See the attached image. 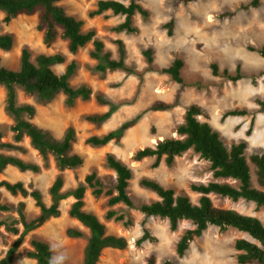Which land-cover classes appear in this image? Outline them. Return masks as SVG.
Returning a JSON list of instances; mask_svg holds the SVG:
<instances>
[{"label": "rangeland", "instance_id": "obj_1", "mask_svg": "<svg viewBox=\"0 0 264 264\" xmlns=\"http://www.w3.org/2000/svg\"><path fill=\"white\" fill-rule=\"evenodd\" d=\"M99 0H61L58 5L65 13L83 21L82 32L93 30L95 37L103 42L104 50L110 52L112 59H118L115 40H122L125 47L126 66L133 73L124 71L106 72L100 76L92 72L96 61L89 56L91 43L79 49L76 54L67 50V42L58 37L50 45L43 42L44 30L40 27L37 14L20 15L9 24L2 25L0 34L13 38L9 51H0V65L10 70H17L22 49H27L31 61L40 55L59 54L64 57L62 64H55L52 70L61 75L66 66L75 62L77 69L70 84L77 87L88 85L92 96L88 101H76L72 107L65 105V96L58 94L47 103L39 102L34 96L24 94L17 88L18 103L35 107L36 114L31 121L60 140L68 127L75 131V141L71 153L83 158V164L74 169L60 171L52 155L44 164L41 156L29 145V139L23 137L17 145L23 150L0 148V154L17 157L25 162L36 163L41 167L39 173L20 172L7 166L0 174V182H21L28 190L36 189L41 193L46 206L51 204L49 188L56 177L63 180L62 192H67L81 184L86 175L95 173L107 186L114 179V174L105 166V156L114 155L132 170L128 194L133 208L118 204L109 208L107 198H94L89 189L84 196L86 212L94 214L105 226L106 233L126 240L124 249L105 248L97 264H146L150 256L156 264L170 260L173 264H237L233 245L236 239L248 238L246 234L233 228L222 231L209 226L201 237L190 242L182 257L176 254V243L182 234L192 229L188 221H181L175 232L169 229L167 219L146 217L139 206L156 201L155 193L139 186L141 179L157 181L176 195L186 194L193 203L198 195L191 192V183H207L212 180L208 163L199 159L192 152L176 157L171 166L163 161L154 167V158L135 161L136 151L154 146L157 141L178 138L176 127L183 123L184 114L190 105L199 106L204 114L199 117L216 130L224 145L229 148L240 141L247 143L245 156L255 183L254 167L249 162L252 154L264 153V110L257 101L264 102V58L249 48L259 49L264 46V0H259L256 8L240 9L251 0H196L183 4L181 0H140V5L148 12L147 18L136 14L132 25L137 32L129 34L116 32L114 28L123 22V16H115L110 11L89 17L96 9ZM225 12L232 16L222 17ZM3 13L0 12V21ZM173 21L171 36L167 35L165 25ZM152 50L153 61L148 64L143 52ZM175 59L183 62L180 75L183 84L174 82L161 69L167 68ZM215 64L218 74L223 70L235 75L237 68L241 78L232 82L224 77L213 76L210 66ZM100 95L116 106L108 121L96 127L85 120L90 114H100L108 106H100L95 96ZM155 103L169 106L165 110L152 111ZM243 111V116H228L231 111ZM120 142L108 143L103 147H91L85 143L91 136H103L117 129L122 123L134 120ZM14 121L5 112V89L0 86V133L2 142L12 143L10 131ZM215 207L231 209L236 212L258 218L264 223V209L257 208L252 202L210 195ZM73 198L60 202L58 217H51L39 228L29 232L15 253L12 264H37L27 253L32 250V240L43 241L51 249L52 257L62 264H82L83 253L89 238V230L68 212ZM0 204L8 211L0 213V259L4 257L22 231L19 211L30 222L39 215V209L29 196L12 195L0 186ZM23 204L20 208L19 205ZM20 209V210H19ZM115 210L117 216L123 215L122 221L105 218L106 212ZM6 226L18 229L14 234ZM67 230L81 233L73 238ZM147 235L145 240L143 236ZM64 256L60 261L57 258Z\"/></svg>", "mask_w": 264, "mask_h": 264}, {"label": "trees", "instance_id": "obj_2", "mask_svg": "<svg viewBox=\"0 0 264 264\" xmlns=\"http://www.w3.org/2000/svg\"><path fill=\"white\" fill-rule=\"evenodd\" d=\"M60 1L0 0V12L3 13L0 31L3 24H9L20 15L37 14L39 25L44 30L43 42L46 46H50L57 39V29L59 28L61 30L60 38L67 42V50L71 54H76L79 49L91 43L92 50L89 56L96 61L92 72L100 76L106 72L117 70L133 73V70L126 66V52L122 40H115L118 59H112L110 52L104 50L103 42L95 37V32L93 30L82 32L83 21L67 15L64 9L58 5ZM195 1L181 0L183 4ZM139 2L140 0H99L96 9L89 13V17L101 15L106 11H110L115 16H123V22L117 25L114 31L133 34L137 32V28L132 25V18L136 14L143 18L148 16V12L142 8ZM258 4L259 0H251L248 4L240 6V9L256 8ZM232 15V12H225L222 17ZM172 26V20L165 25V28L168 29V36H171ZM12 46V36L0 34V51H9ZM249 50L257 52L264 58V46L259 49L249 48ZM143 56L148 64L152 63L151 49L144 51ZM30 58V52L27 49H22L17 70H10L0 65V86L5 89V112L14 121L10 128L13 134V142H2V134L0 133V148L22 151L23 148L17 144L22 141L23 137H27L30 147L41 156L44 164H46L48 156L52 155L55 165L60 171L80 167L83 164V158L71 153L72 144L75 141L74 129L68 127L62 138L57 140L50 132L38 127L31 121L36 114L35 107L18 103L17 88L21 89L24 94L34 96L41 103L50 102L61 93L65 96L64 103L67 107H72L78 100L88 101L92 96V90L86 84L77 87L70 84V79L77 69L75 62L68 64L61 75L53 72V65L64 62L62 55L40 54L34 62ZM182 67L183 62L180 59H175L169 67L161 69L160 72L182 85L183 79L180 75ZM210 68L213 76L220 75L215 64H212ZM220 76L232 82L241 78L239 68L236 69L235 75L223 70ZM95 102L100 106L109 107L104 113L85 116L88 123L99 127L110 119L116 110V106L100 95L95 96ZM257 104L263 111L264 102L258 100ZM168 107L162 103H155L150 107V110L159 111ZM203 114L204 112L199 106L190 105L185 111L183 123L176 127L178 138L157 141L154 146L136 151L133 159L141 161L146 158H154V167H157L161 161L167 166H171L176 157L190 151L208 163L212 180L207 183H191L189 185L190 191L198 195L197 202L193 203L186 194L176 195L173 190L164 188L155 180L141 179L139 186L155 193L158 199L140 205L138 210L146 217L167 219L171 232L177 230L181 221L191 223L193 228L186 230L176 243V254L179 257L185 254L190 242L201 237L209 226H215L222 231L233 228L247 235L248 238H240L234 241L233 247L237 252L235 256L237 264H264V223L256 217L243 215L235 210L215 207L210 198V195H216L233 202L244 200L252 202L257 208L264 209V153L252 154L249 157V162L254 167V183L245 156L247 143L240 141L227 148L219 133L209 123L199 119ZM245 114H247L245 110H235L225 113L224 117L243 116ZM134 124L135 119L124 122L117 129L101 137L91 136L87 138L85 143L91 147H103L111 142L118 143L124 133ZM7 166H12L20 172L39 173L41 170V167L36 163L25 162L17 157L0 154V174ZM105 166L114 174V179L109 186L105 185L95 173H90L74 189L62 192L63 180L60 176L56 177L49 188L51 199L49 206L44 204L41 193L36 189L28 190L21 182H0V186L12 195L29 196L39 209L38 217L30 222H27L19 211L22 231L4 257L0 259V264H12L15 253L22 244L24 237L29 232L39 228L49 218L58 217L60 202L69 197L73 198V203L68 212L69 216L89 230L82 264H97L102 251L107 247L124 249L127 245L124 238L108 235L105 226L99 219L83 209L87 189L91 191L94 198L106 197L109 208L118 204L133 208L132 200L128 194L132 170L112 154L105 156ZM22 206L23 204L19 205L20 208ZM5 211H8V208L0 204V213ZM105 218L122 221L123 215L117 216L115 210L109 209ZM6 229L18 234V229L15 227L6 226ZM66 234L73 238L81 237V233L75 230H67ZM147 238L148 236L144 235L142 240ZM30 244L32 250L27 253V256L34 259L37 264H62L52 257L51 249L47 243L32 240ZM146 264H156L155 258L150 256ZM161 264L173 263L170 260H165Z\"/></svg>", "mask_w": 264, "mask_h": 264}, {"label": "clouds", "instance_id": "obj_3", "mask_svg": "<svg viewBox=\"0 0 264 264\" xmlns=\"http://www.w3.org/2000/svg\"><path fill=\"white\" fill-rule=\"evenodd\" d=\"M64 258H65L64 256H60L57 259L60 260V261H62Z\"/></svg>", "mask_w": 264, "mask_h": 264}]
</instances>
